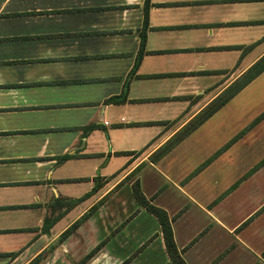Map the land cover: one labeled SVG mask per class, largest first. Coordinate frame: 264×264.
Returning a JSON list of instances; mask_svg holds the SVG:
<instances>
[{
	"label": "crops",
	"instance_id": "1",
	"mask_svg": "<svg viewBox=\"0 0 264 264\" xmlns=\"http://www.w3.org/2000/svg\"><path fill=\"white\" fill-rule=\"evenodd\" d=\"M263 55L264 0H0V264H171L136 181L186 264H264V71L150 159Z\"/></svg>",
	"mask_w": 264,
	"mask_h": 264
},
{
	"label": "trees",
	"instance_id": "2",
	"mask_svg": "<svg viewBox=\"0 0 264 264\" xmlns=\"http://www.w3.org/2000/svg\"><path fill=\"white\" fill-rule=\"evenodd\" d=\"M264 71V55L256 61L248 70L240 77L235 80L230 88L224 93L217 96L209 105H207L200 113H198L187 125L182 127L178 133L171 137L168 141L162 144L151 156L152 161H156L166 154L180 139L186 136L192 129L197 127L204 119H206L210 114H212L216 109L225 104L228 99L234 96V93L240 90L244 85L249 83L256 75ZM122 96H117L112 99H122ZM264 112L262 113V115ZM261 115V116H262ZM226 146V145H225ZM223 149V148H222ZM134 153V152H128ZM264 163V159L260 164ZM133 194L135 200L144 207L148 212L155 216L159 225L160 231L163 238L165 250L171 264H186L182 257V249H178L172 232L171 220L172 218L168 216L166 211L154 204H152L141 192L138 182H134ZM69 232V230H68ZM66 232V233H68ZM65 235V234H64Z\"/></svg>",
	"mask_w": 264,
	"mask_h": 264
}]
</instances>
